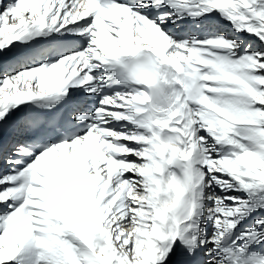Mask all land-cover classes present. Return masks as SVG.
<instances>
[{"label": "snow or ice", "instance_id": "obj_1", "mask_svg": "<svg viewBox=\"0 0 264 264\" xmlns=\"http://www.w3.org/2000/svg\"><path fill=\"white\" fill-rule=\"evenodd\" d=\"M0 264H264V0H0Z\"/></svg>", "mask_w": 264, "mask_h": 264}]
</instances>
